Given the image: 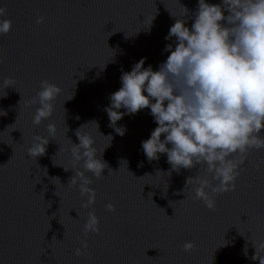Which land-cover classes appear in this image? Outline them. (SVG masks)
Wrapping results in <instances>:
<instances>
[{
    "label": "water",
    "instance_id": "obj_1",
    "mask_svg": "<svg viewBox=\"0 0 264 264\" xmlns=\"http://www.w3.org/2000/svg\"><path fill=\"white\" fill-rule=\"evenodd\" d=\"M182 6L191 16L197 0H0V20L11 22L0 34V82L12 80L5 96L0 85V264H259L251 241L264 240V149L247 152L235 190L215 194L209 210L185 185L203 176L199 166L169 175L164 154L146 160L141 141L156 127L148 109L116 122L126 129L122 136L104 111L122 71L141 58L156 70L166 59L172 41L164 37ZM42 80L60 91L50 118L34 126ZM92 121L98 129L90 123L79 131L110 169L100 179L86 173L96 199L83 209L84 198L67 185L80 170L69 148L78 143L75 131ZM49 123L55 137L30 159L33 137H46ZM88 211L99 230L85 236ZM189 241L195 248L185 252ZM82 243L85 254L74 255Z\"/></svg>",
    "mask_w": 264,
    "mask_h": 264
},
{
    "label": "clouds",
    "instance_id": "obj_2",
    "mask_svg": "<svg viewBox=\"0 0 264 264\" xmlns=\"http://www.w3.org/2000/svg\"><path fill=\"white\" fill-rule=\"evenodd\" d=\"M183 9L181 17L170 14L175 19L164 37L172 41L163 49L168 53L166 59L156 70L151 65L144 67L145 58H141L130 71H122L120 87L108 96L104 111L109 126L122 136L126 129L116 122L124 115L148 109L156 127L141 141L146 160H158L164 154L170 165L165 173L169 175L199 166L197 173L202 170L203 176L188 177L185 185L192 184L194 199L211 210L215 194L235 190L238 168L247 152L264 149V0H197L191 16L188 9ZM5 11L0 8V16ZM42 21L43 17H39L36 23ZM10 28L9 20H0V34H6ZM0 85L5 96V89L12 87L11 78L6 77ZM59 91L57 85L47 80L40 82V90L32 101L38 105L32 118L34 126L50 118L52 101ZM2 115L5 113L0 111ZM90 123L96 124L88 122L75 131L78 143L69 139V152L80 164V170L67 185L70 182L84 198L83 209H89L96 199L86 173L100 179L108 168L102 159L103 152L97 157L91 136L79 131ZM46 131V137H33L27 150L30 159L45 154L49 140L56 135L55 125L49 123ZM105 207L110 212L115 210L111 203ZM98 224L94 211H88L82 233L87 236L98 232ZM251 244L255 250L251 259L264 264V255H257L258 250L264 251V240ZM182 247L188 252L195 245L189 241ZM86 248L87 244L82 243L74 255H84L82 250ZM244 252L247 255L246 247Z\"/></svg>",
    "mask_w": 264,
    "mask_h": 264
}]
</instances>
